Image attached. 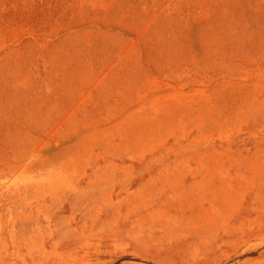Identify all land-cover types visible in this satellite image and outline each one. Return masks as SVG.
Masks as SVG:
<instances>
[{
    "label": "rangeland",
    "instance_id": "rangeland-1",
    "mask_svg": "<svg viewBox=\"0 0 264 264\" xmlns=\"http://www.w3.org/2000/svg\"><path fill=\"white\" fill-rule=\"evenodd\" d=\"M0 264H264V0H0Z\"/></svg>",
    "mask_w": 264,
    "mask_h": 264
}]
</instances>
